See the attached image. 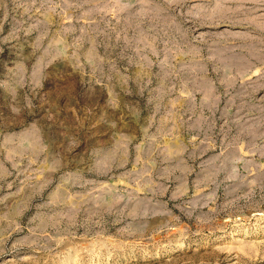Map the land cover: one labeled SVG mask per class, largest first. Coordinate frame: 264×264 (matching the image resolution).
<instances>
[{"label": "rangeland", "instance_id": "374dc122", "mask_svg": "<svg viewBox=\"0 0 264 264\" xmlns=\"http://www.w3.org/2000/svg\"><path fill=\"white\" fill-rule=\"evenodd\" d=\"M0 264H264V0H0Z\"/></svg>", "mask_w": 264, "mask_h": 264}]
</instances>
